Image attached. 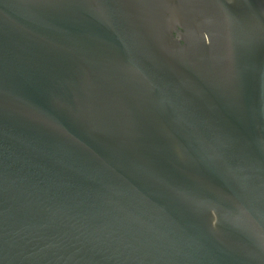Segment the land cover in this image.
<instances>
[{
    "label": "water",
    "instance_id": "95a60500",
    "mask_svg": "<svg viewBox=\"0 0 264 264\" xmlns=\"http://www.w3.org/2000/svg\"><path fill=\"white\" fill-rule=\"evenodd\" d=\"M0 264H264V0H0Z\"/></svg>",
    "mask_w": 264,
    "mask_h": 264
}]
</instances>
